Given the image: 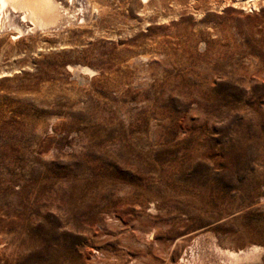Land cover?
Returning a JSON list of instances; mask_svg holds the SVG:
<instances>
[{
	"label": "rangeland",
	"instance_id": "1",
	"mask_svg": "<svg viewBox=\"0 0 264 264\" xmlns=\"http://www.w3.org/2000/svg\"><path fill=\"white\" fill-rule=\"evenodd\" d=\"M142 1L7 12L0 264H264V0Z\"/></svg>",
	"mask_w": 264,
	"mask_h": 264
},
{
	"label": "bare ground",
	"instance_id": "2",
	"mask_svg": "<svg viewBox=\"0 0 264 264\" xmlns=\"http://www.w3.org/2000/svg\"><path fill=\"white\" fill-rule=\"evenodd\" d=\"M142 2L146 3L147 0H143ZM68 3L70 4V7L68 6L69 4L64 5L65 4L64 1L62 2L61 0H0V34L7 28L8 25H10V24L6 25L7 22H9V21L6 22V18H7L6 15L8 11L13 13L21 12L20 18L21 21L23 22L30 20L34 28L32 29L28 28L29 31H34L35 28H40L43 30H47V29L64 30V28L67 29L66 27L67 26L70 27L71 24L74 23V21L77 22L76 20L77 10L73 6L75 4V0H69ZM12 30L13 28L10 29L11 32ZM16 30H17V34L14 35L13 37L19 38L23 32L21 31V29H16ZM84 72H87V70H84Z\"/></svg>",
	"mask_w": 264,
	"mask_h": 264
}]
</instances>
